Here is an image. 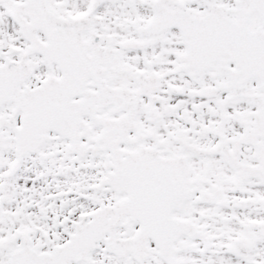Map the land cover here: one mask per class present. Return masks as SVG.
Returning a JSON list of instances; mask_svg holds the SVG:
<instances>
[{
	"label": "snow or ice",
	"instance_id": "snow-or-ice-1",
	"mask_svg": "<svg viewBox=\"0 0 264 264\" xmlns=\"http://www.w3.org/2000/svg\"><path fill=\"white\" fill-rule=\"evenodd\" d=\"M0 264H264V0H0Z\"/></svg>",
	"mask_w": 264,
	"mask_h": 264
}]
</instances>
